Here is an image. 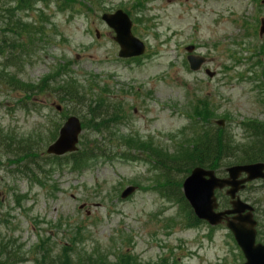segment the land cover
<instances>
[{"label": "rangeland", "instance_id": "1", "mask_svg": "<svg viewBox=\"0 0 264 264\" xmlns=\"http://www.w3.org/2000/svg\"><path fill=\"white\" fill-rule=\"evenodd\" d=\"M30 1V10L15 13L30 25L18 40L28 54L31 40L36 49L21 58L19 72L3 69L4 75H16L11 74L15 82L9 85L13 92L7 84L0 87V134L10 136V144L31 141L28 146H38L44 154L53 141L47 138L48 130L55 132L68 117L80 118L79 106L69 104L60 114L52 99L54 89L36 85L63 66L83 90L122 105L109 134L116 128L117 136L131 143L126 141L124 150L111 159H90L77 170L64 166L65 160L54 165L48 160L47 173L43 170L38 177L39 169L32 167V180L42 182L43 188L28 180V172L20 177L15 169L23 163L12 165L13 158L0 146V261L87 264L85 249L103 264H219L224 256L227 263L239 264L237 250L222 229L211 231L204 223L188 227L196 218L187 219L188 212L162 197L159 187L171 197L177 195L191 169L184 160L192 159L190 146L199 135L201 140L208 121H224L223 143L234 147L228 159L220 156L216 163L221 176L226 167L264 159V128L251 127L249 136L240 125L247 120L264 125V37L258 36L264 5L259 8L256 0H140L143 5L132 27L146 53L120 60L114 34L101 15L122 9L132 20L133 4L126 2L133 0H49L48 9L39 2L44 0ZM14 4L0 0V21L15 15L8 13ZM37 6L41 10L34 9ZM189 44L195 47L194 55L207 60L196 73L185 64ZM69 62L72 66H66ZM205 69L215 73L214 78H208ZM23 107L32 113L19 110ZM45 120L52 125L44 127ZM87 129L79 151L94 139L95 131ZM155 162L163 166L167 185ZM130 186L137 191L121 200V192ZM260 186L241 200L264 204V183ZM6 251L11 261L3 255ZM121 257L127 259L118 262Z\"/></svg>", "mask_w": 264, "mask_h": 264}, {"label": "trees", "instance_id": "2", "mask_svg": "<svg viewBox=\"0 0 264 264\" xmlns=\"http://www.w3.org/2000/svg\"><path fill=\"white\" fill-rule=\"evenodd\" d=\"M19 3L17 4V9H20L21 7H28L29 0H18ZM46 1V0H44ZM142 1L136 0L131 7L134 11L135 17L134 20L137 21L136 16L138 14V10L142 8ZM12 11H17L16 9H11ZM24 29L23 24L18 22L17 20H9L8 26L2 30V36L0 37V56H6L7 62L5 64L6 67H16V65L19 63L17 58L16 52H22L23 51V45L18 41L17 37H20L21 31L20 29ZM13 34L14 38L7 39V35ZM19 57V56H18ZM20 58V57H19ZM5 67V68H6ZM10 75V74H9ZM4 80L3 73L0 74V82ZM5 84H10L14 80L13 78L4 80ZM54 81V80H51ZM3 82V81H2ZM61 87L57 86L55 87V83H49L48 80H43L41 82V85L38 86V88H49L54 89V101H57L58 103L65 105L66 102L71 103L74 105L73 109H77L76 106H79L80 108V114L81 118L84 120L83 127L89 128L91 127L95 132V135L93 133V130H90L93 135L94 139L90 141L87 149H84L80 152L71 154L63 159H65V163L63 165H69L72 166L74 169H78L77 167L81 164L89 161L90 159L95 158H108L110 157V154L113 156L115 155L117 150H123L125 141L123 139L119 140V143L116 141V132L113 131L112 134H109L111 131V127L115 126L116 120L115 118L118 117L119 113V106L103 102V99L97 98V96H91L85 90L82 89V87L78 86V84L68 79L67 84L65 82L62 83L59 82ZM65 84V85H64ZM4 86L3 84H0V87L2 88ZM59 87V88H58ZM45 93V92H44ZM114 109L112 111V108ZM111 110V111H110ZM103 126H100V125ZM208 128L203 132L204 135L202 136L201 140L196 143L191 148V155L192 159L184 160L185 165L187 168H193V167H206L211 168L215 170L217 169L218 165L216 164L217 161L221 160L220 156H222V159H228L229 154L233 152V148L230 144H224L222 139V133L224 132L223 129L216 127L213 124H208ZM58 129V127H57ZM50 133L47 134V138L54 139L57 130L54 132L52 129L48 130ZM39 136V137H37ZM37 140H41V136L37 135ZM10 136L2 135L0 134V146L4 148V150L13 158L10 159L12 161V165L21 162L23 163L21 167H18L15 169V172L20 175V177H24L27 175V172L30 173L32 180L33 178V172L32 167L36 166L37 169H39L40 174L38 177H40L43 173V170L47 173V168L45 166V163L48 160L50 161L52 165L56 161H58L60 158H48L44 157L41 158L42 161L39 164L40 156L43 154L40 153L38 146L35 147H29L31 141L24 142L22 139L15 141L14 144H10L8 142V139H10ZM98 138V139H97ZM228 138H230L228 136ZM114 140V142L112 141ZM130 143V142H127ZM224 144V145H223ZM126 145V144H125ZM13 146H16L13 149ZM84 147V146H83ZM124 154L128 155V151H125ZM132 158V156L128 155ZM164 157L167 159L169 157V154H165ZM165 164H169L167 161L164 162ZM59 165H62L61 163ZM156 167L163 168L160 164L155 162ZM170 165H175L173 163H170ZM48 166H51L48 163ZM169 166V165H168ZM217 167V168H216ZM165 168V167H164ZM166 169V168H165ZM190 171V170H189ZM164 172V170H163ZM188 174V172L186 173ZM165 177V185H167V176L164 172ZM39 181V179H38ZM41 184L42 182H38ZM178 191L180 192V185ZM179 199L183 201V198L181 197V194H177ZM6 222L5 220H3ZM78 242H82L81 238L77 240ZM77 241L73 243V245L77 244ZM83 254L86 255V263L87 264H103L102 262L94 259V255H91L89 252H87L85 249H83ZM93 254V253H92ZM3 255L8 256V261H11L12 258L9 256V251L4 252ZM83 257V256H82ZM126 257V256H124ZM121 258L118 259V262H124L125 259L121 260ZM121 260V261H120ZM79 261V260H78ZM2 264H6L5 262H1ZM65 263V262H64Z\"/></svg>", "mask_w": 264, "mask_h": 264}, {"label": "water", "instance_id": "3", "mask_svg": "<svg viewBox=\"0 0 264 264\" xmlns=\"http://www.w3.org/2000/svg\"><path fill=\"white\" fill-rule=\"evenodd\" d=\"M102 19L116 34L114 41L120 47L119 57L130 58L140 56L144 53L143 44L131 35V22L125 14L118 11L114 15H105ZM263 32L264 26L261 29V33ZM189 62L191 69L197 70L203 63V60L189 57ZM80 131L81 129L78 120L74 117L69 118L67 123L61 129L58 139L47 149V154L53 156H63L67 153L75 152ZM262 170L263 165L261 164L232 167L226 170L228 178L225 180H219L215 178L212 171L196 168L183 183L184 195L193 208L195 215L199 219H204L212 224H217L219 222V215H213L212 213L215 206L214 190L230 187L227 194H231V196H233L239 189L243 188L241 185L245 182L262 177ZM241 174H245L247 178L237 181V178ZM133 191L134 188H127L122 193L121 198L125 199ZM213 218L215 221H212ZM248 224L250 227H247L243 232H240L242 229L240 226L229 225L243 250L244 245L247 247L246 244L251 246L250 243H252V223ZM253 250L254 251L250 252L247 257V264H264V247H256Z\"/></svg>", "mask_w": 264, "mask_h": 264}, {"label": "flooded vegetation", "instance_id": "4", "mask_svg": "<svg viewBox=\"0 0 264 264\" xmlns=\"http://www.w3.org/2000/svg\"><path fill=\"white\" fill-rule=\"evenodd\" d=\"M253 183L255 185H253ZM253 183H251L250 185H247V187L242 193L250 194L251 191L257 192V189L262 188L260 185L264 183V179L255 180ZM251 186H254V188L252 189ZM250 205L253 208V211H252L253 218L256 217L257 221L261 222L262 224V226L260 225L258 229H256L255 231V244L264 245V204H261V202H254ZM229 208H230L229 202L226 199V203L223 209L225 211V210H228ZM227 219H231V217L228 216Z\"/></svg>", "mask_w": 264, "mask_h": 264}]
</instances>
